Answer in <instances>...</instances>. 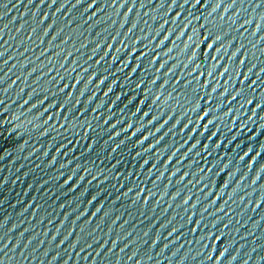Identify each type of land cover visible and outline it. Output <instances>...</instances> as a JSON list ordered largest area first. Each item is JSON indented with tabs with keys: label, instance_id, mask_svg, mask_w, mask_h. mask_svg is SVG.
I'll list each match as a JSON object with an SVG mask.
<instances>
[{
	"label": "water",
	"instance_id": "1",
	"mask_svg": "<svg viewBox=\"0 0 264 264\" xmlns=\"http://www.w3.org/2000/svg\"><path fill=\"white\" fill-rule=\"evenodd\" d=\"M0 264H264V0H0Z\"/></svg>",
	"mask_w": 264,
	"mask_h": 264
}]
</instances>
